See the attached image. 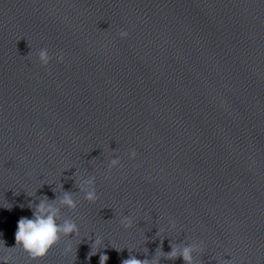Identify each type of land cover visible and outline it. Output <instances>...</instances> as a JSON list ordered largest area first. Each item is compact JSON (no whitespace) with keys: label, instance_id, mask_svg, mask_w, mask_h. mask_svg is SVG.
<instances>
[{"label":"water","instance_id":"1","mask_svg":"<svg viewBox=\"0 0 264 264\" xmlns=\"http://www.w3.org/2000/svg\"><path fill=\"white\" fill-rule=\"evenodd\" d=\"M37 188L80 235L13 264H264V0H0V247Z\"/></svg>","mask_w":264,"mask_h":264},{"label":"clouds","instance_id":"2","mask_svg":"<svg viewBox=\"0 0 264 264\" xmlns=\"http://www.w3.org/2000/svg\"><path fill=\"white\" fill-rule=\"evenodd\" d=\"M119 35L122 39H126L128 37V32L121 31ZM38 58L39 62L44 66H47L51 60L46 48L39 51ZM63 60V55L57 57L58 62L62 63ZM129 155L130 159H135L137 153L135 150H132ZM120 164L121 161L119 159L113 158L110 161L109 169L117 168ZM94 185L95 177L84 179L79 185L81 190L85 193L84 199L91 203H95L98 200ZM40 188L33 191H26L27 196L32 198L27 203V207L32 213L31 218H19L15 231L16 246L13 248L4 246L0 247V252L7 253L0 255V264H13V256L11 253L16 249H22L32 260L41 259L45 257L63 238L78 237L80 235L79 224L74 220L63 219L60 214V206H66L73 210L77 208V201L73 199L72 195L65 192L57 200L50 201L46 196H37V191ZM36 200H39V203H36ZM18 206L21 209H24L25 207L24 204H19ZM11 207L5 208L10 210ZM121 223L125 229H131L134 222L132 217L125 215ZM171 227L175 229L176 224L174 221L171 223ZM80 243L81 242H79V244ZM102 246H104L103 239L96 237L95 242L92 244V251L89 253V257L100 252L99 249ZM126 248L130 252L133 249ZM170 248L171 251L167 253L158 250L156 256L151 261L148 259L140 260L132 255L130 258L123 260L122 264H159V258L161 256H166L168 259L182 257L186 264H197L196 254L203 251L201 245L196 243L181 242L177 244L170 242ZM116 249L122 250L123 248ZM74 252H76V248H74L73 243L69 240L64 248V254L70 256ZM108 259L109 257L106 254L101 253L99 264H107Z\"/></svg>","mask_w":264,"mask_h":264}]
</instances>
